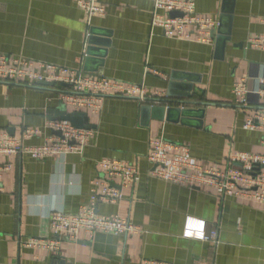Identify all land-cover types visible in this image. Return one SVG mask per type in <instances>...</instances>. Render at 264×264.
<instances>
[{
  "label": "crops",
  "instance_id": "0c3cea01",
  "mask_svg": "<svg viewBox=\"0 0 264 264\" xmlns=\"http://www.w3.org/2000/svg\"><path fill=\"white\" fill-rule=\"evenodd\" d=\"M98 2L104 15L88 21L75 0H0V54L142 84L147 97L104 96L99 114H85L93 136L82 154H0V165L11 166L0 180V264H264V201L165 181L146 159L154 138L174 147L170 155L187 149L196 174L239 169L230 155L263 152L264 50L247 40L264 33V0H193L197 13L220 22L208 43L152 27L153 0ZM87 33L95 45L86 59ZM60 88L0 82V135L37 129L23 142L42 144L52 135L48 122L72 112ZM247 120L258 127H244ZM100 159L134 163L138 173L120 201L98 202L96 214L126 218L141 232H79L56 250L27 246L56 238L52 213L76 214L90 203L105 179L95 165ZM212 233L215 240H204Z\"/></svg>",
  "mask_w": 264,
  "mask_h": 264
},
{
  "label": "built area",
  "instance_id": "2783aa9c",
  "mask_svg": "<svg viewBox=\"0 0 264 264\" xmlns=\"http://www.w3.org/2000/svg\"><path fill=\"white\" fill-rule=\"evenodd\" d=\"M75 2L85 13L88 21L94 16H103L105 13L104 6L98 0H75ZM172 12L178 15L171 16ZM151 25L159 27L169 38L208 43L218 22L209 16L197 13L193 0H153ZM87 36L88 33L86 38ZM247 45L264 50V33L248 38ZM147 70L149 69L146 68ZM151 72L159 74L153 69ZM0 82L36 87H45L38 85V82H52L54 86H61L58 96L64 106L71 108L70 113L99 114L106 95L135 98L142 103L147 99L142 84L123 83L104 76L90 75L79 69L25 57H10L5 54H0ZM234 92L242 94L243 86L236 84ZM244 127L258 126L247 120ZM47 128L52 135L42 144L35 146L26 145L23 141L38 136L40 132L37 129L25 128L19 138L4 132L0 135V154L27 155L35 160L66 154H82L93 136L91 128H78L62 120L49 121ZM170 149L174 147L162 138H154L150 141L146 159L153 167L154 176L188 186L210 185L222 194L264 201V150L259 154L236 152L230 155L229 160L237 163L239 169H228L223 173L206 171L196 174L190 172L192 164L188 160L187 149L177 148L172 155L168 152ZM95 165L105 179L98 188H93L91 191L90 203L81 207L76 214L52 213L49 220L56 238L30 239L26 242L27 246L56 250L62 238L75 239L79 232H84L89 237H93L97 232L125 236L138 235L141 232L137 225L126 218L118 215H98L95 212L98 202H118L123 198L122 188L134 181L138 173L137 166L118 159H100ZM10 169L9 164L0 165V180L3 173ZM113 179L118 180L116 185L112 184ZM211 239L215 240V233L204 238V240ZM142 264L170 263L148 259Z\"/></svg>",
  "mask_w": 264,
  "mask_h": 264
},
{
  "label": "water",
  "instance_id": "95a60500",
  "mask_svg": "<svg viewBox=\"0 0 264 264\" xmlns=\"http://www.w3.org/2000/svg\"><path fill=\"white\" fill-rule=\"evenodd\" d=\"M170 15L176 16V15H178V13L172 12V13H170ZM219 27H220V22L218 24V31H219ZM87 43H88V48H87V51L85 53L86 59L90 55L91 48L95 45L91 34H89V36H88ZM38 85L46 86V87H53L54 83H52V82H38ZM173 85L174 84H170L169 88H172ZM143 108L156 109L158 107L157 106H151V105H144ZM160 108L165 110V108L163 106H161ZM57 120L70 122L73 126L78 127V128H90V125L87 123V117L84 113L79 114V113H70L67 111H65V112L63 111L60 113V116Z\"/></svg>",
  "mask_w": 264,
  "mask_h": 264
}]
</instances>
